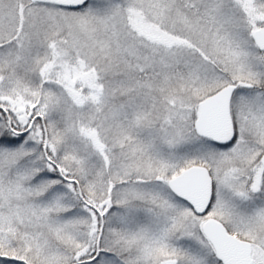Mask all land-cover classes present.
<instances>
[{"label": "snow or ice", "instance_id": "obj_1", "mask_svg": "<svg viewBox=\"0 0 264 264\" xmlns=\"http://www.w3.org/2000/svg\"><path fill=\"white\" fill-rule=\"evenodd\" d=\"M0 264H264V0H0Z\"/></svg>", "mask_w": 264, "mask_h": 264}]
</instances>
